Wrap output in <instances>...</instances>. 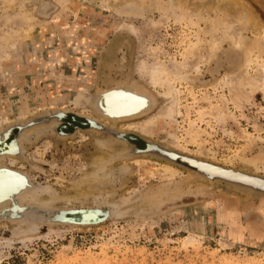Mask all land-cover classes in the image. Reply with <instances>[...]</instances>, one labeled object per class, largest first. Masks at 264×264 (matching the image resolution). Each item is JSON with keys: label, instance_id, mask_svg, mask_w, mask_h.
Listing matches in <instances>:
<instances>
[{"label": "rangeland", "instance_id": "374dc122", "mask_svg": "<svg viewBox=\"0 0 264 264\" xmlns=\"http://www.w3.org/2000/svg\"><path fill=\"white\" fill-rule=\"evenodd\" d=\"M263 67L264 0H0V264H264V190L194 164L264 180Z\"/></svg>", "mask_w": 264, "mask_h": 264}, {"label": "bare ground", "instance_id": "6f19581e", "mask_svg": "<svg viewBox=\"0 0 264 264\" xmlns=\"http://www.w3.org/2000/svg\"><path fill=\"white\" fill-rule=\"evenodd\" d=\"M184 17L185 16H183V18ZM177 19H179V18H177ZM231 34H232V36L234 38L233 39L234 44H236L237 47H240L241 46V43H242L241 42V39H240V36H238V37L236 36V35H238V30H236V29L233 30ZM216 50H217V47H213L212 52H214ZM192 54H195V53H192ZM202 57H203V55L202 56L199 55V57L197 58V60L193 62L194 63L193 64L194 65L193 68L194 69H196V70L199 69V62L201 61ZM246 64H248V63H246ZM263 69H264V67H263ZM177 73H178V76H180L181 73L180 72H177ZM171 94H172V91L169 93V95H171ZM110 102H111V108L113 109V112H119L120 110L122 112H124V111H127V112L129 111L130 112L132 109L140 108L141 105H142V102H141V100L139 98L134 97V96H130V95L126 94V93L123 94V93H120V92H113V93H111L109 95V103ZM208 165H211V164H208ZM167 169H169V168H167ZM218 172H221V173L222 172L223 173L226 172L227 175H229V174L232 175L231 173L227 172V170H222V171H218ZM237 174H241L243 176L235 175V177H244V176H247V175H244L242 173H237ZM14 179H16V178L12 177V175H10L8 173H5V172H2L1 175H0V193L2 191H4L3 189H6V187H8L11 184H13L14 183Z\"/></svg>", "mask_w": 264, "mask_h": 264}, {"label": "water", "instance_id": "95a60500", "mask_svg": "<svg viewBox=\"0 0 264 264\" xmlns=\"http://www.w3.org/2000/svg\"><path fill=\"white\" fill-rule=\"evenodd\" d=\"M108 100L109 99H108V95H107V97L104 100H102L100 102V104H104L105 103L104 105H106L108 107L109 104H110ZM135 110L136 109L131 110L130 112L128 111V112H122V113H131V112H133ZM119 113H121V112H119ZM194 164L197 165L200 169H203V170H205L208 173L222 175V176H224V177H226V178H228L230 180L237 181V182H242V183H246V184H250V185H252L255 188H258V189L260 188V189L264 190V180H262V179H259V178H256V177H250V176L235 177L234 173H231L230 172L232 170L218 168V169H222V170H227V172H229V173L232 174V175H230V174L227 175L226 173H223V172L221 173V172H218V171H211V170H209V168H206L204 166L205 164H202V163H199V162H195ZM0 170H3L4 171V169H0ZM6 172H8V171H6ZM232 172H234V171H232ZM13 173L10 174V172H8V174L12 175V177H14V178L20 177L19 175L13 174ZM0 175H1V172H0ZM244 175H246V174H244ZM17 187L18 186L13 187L11 190L16 189ZM10 191L7 192L6 196L7 195L9 196V192ZM17 208L18 207H16V209ZM81 216H82V218L80 219L81 221H93V220H96V213H94L92 211H89V212L88 211L81 212ZM54 218L55 219H58V220L66 219L65 216H63V214H56V215H54Z\"/></svg>", "mask_w": 264, "mask_h": 264}]
</instances>
